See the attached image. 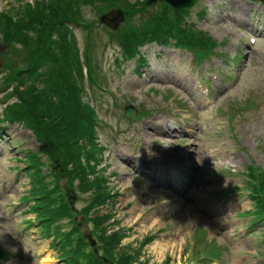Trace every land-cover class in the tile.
<instances>
[{
	"label": "rangeland",
	"instance_id": "1",
	"mask_svg": "<svg viewBox=\"0 0 264 264\" xmlns=\"http://www.w3.org/2000/svg\"><path fill=\"white\" fill-rule=\"evenodd\" d=\"M7 1L12 4L16 0H0V10ZM23 1L36 3V0ZM223 1L228 3L230 13L249 17L250 21L264 29V16L260 23L263 14L258 11L262 8L253 3L256 1ZM219 4L213 2L206 7L207 10H212L205 13V17H197V9L189 20L201 22L198 27L205 29L211 38L226 41L217 49V52L228 55L229 62L234 65V61L239 59V48L246 52L245 44L249 35L241 32L242 28L236 19H229L226 23L221 20L213 21L215 6ZM197 7L198 5L195 6ZM85 14L88 18L98 19L91 9L87 8ZM135 18L138 19L140 16L137 15ZM215 22L217 24H214ZM75 33L82 47L85 34L80 29H76ZM181 50L168 46L164 49L162 56L169 62L175 74H178L181 68L183 74L190 77L191 70L196 65L192 63L193 58L188 55V52ZM250 50L244 57L247 58L244 62L245 70L239 74L236 81L232 82L234 89L224 92L217 104L211 107L202 108L201 104L190 97L176 80L154 77L156 81L150 82L144 79L146 75L133 74L135 64L130 67V62H125L127 66L125 73L120 72L119 75L114 73L116 78L114 77L115 82L110 85V89L115 92L118 108L112 106L111 100L106 106L110 109V114L105 115L104 107L97 105L100 111L99 116L108 125L107 130L99 128L97 132L100 144L105 146L103 153H99L102 159L97 163V169L108 179L110 187L118 194L115 201L102 207L100 212L110 211L113 214V217L105 224L108 234L118 231L119 236L121 235L115 244V257H119L120 253L125 251L134 253L139 250L131 264H181V262L183 264L188 258V253L185 252L190 244L191 229L192 232H197L198 238L200 236L198 232L206 230L202 244L213 240L223 247L227 246L223 248L221 258L229 264H264V240L262 239L264 231L257 228L253 232L255 234L246 232L245 236H241L244 227L251 221L250 217L241 214L253 207L247 191L235 190L231 198L227 199L225 206L216 209L224 197L221 193L223 189L232 188V186L240 187L244 184L246 177L241 174V171L247 170L248 164H258L264 168V35L257 36V44ZM120 52L119 47L110 46L105 51L103 66L110 69L111 66H117L115 64L117 59L123 62ZM151 55L152 61L155 62V55ZM176 56H181V61L178 60L179 58L172 60V57ZM223 59L218 54H212L200 67L205 71L211 63L217 62L223 68V75L227 76L228 72ZM160 60L158 65L160 63L162 65ZM197 64L199 67L200 64L198 62ZM159 72H163V68L159 69ZM224 81L227 82L226 77ZM151 87H154L153 89L158 93H150ZM88 91L91 97L93 92L91 89ZM240 99L241 103L247 99L245 106L250 108L242 110L239 115L233 117L232 107L240 104ZM126 102H131L142 109L143 106L150 108V105L151 107L165 105L167 110L174 112L173 117L191 111L194 112L192 114L195 117L197 113L195 105L200 108L203 115L201 128H197L198 134L196 130L193 132V137L198 136V138L187 139L184 142L185 147L194 152L193 158L184 153H178L183 164L192 165V171L189 174L197 180L195 184H190L183 192L174 193L167 190L162 192L160 189L163 187L154 185L153 181L140 178L120 160L117 161L119 154H127L129 147L135 146L136 142L133 138L136 136L141 137L146 147L148 142L154 143L152 135L147 132L142 121L129 122L122 118L121 105ZM2 107L3 104L0 103V115ZM192 122L195 123V119ZM118 127L129 130L131 128V130L116 134L113 130ZM142 128L144 130H141ZM142 132L144 136L140 135ZM5 138L9 139L6 141ZM5 138L0 139V246L13 254L12 261L8 264H59L60 252L56 247L49 248L52 236L45 237L46 229L39 227L34 220L36 212L27 209L34 203L32 200V202L25 200L26 196L31 195V178L28 172L27 174L24 172L25 162L17 160L23 157V149L38 151V144L33 134L20 125L12 126ZM193 140L197 142V145H192ZM174 142L165 141L162 149H166L168 147L166 144H169L171 150L177 151L176 147L172 146ZM155 150H152V155L159 158L160 153ZM206 155L209 157L207 158ZM170 157L168 156L165 161ZM45 170V172L48 171ZM61 180L63 183H66V180L69 181L65 175H62ZM83 195L86 194L83 193ZM71 201L75 203L77 211L86 205V201L79 199L76 194H71ZM74 216L83 226L86 234L93 237L92 226L85 221V216L81 213L78 215L76 213ZM25 226L29 227L24 228ZM235 234L237 235L234 236ZM147 237L150 240H147ZM238 237L243 241L236 242L235 238ZM244 237H246L245 240ZM198 238H195L197 240L194 243L200 242ZM257 251L261 255H258ZM19 254L23 255L19 257ZM98 254L101 255L99 251Z\"/></svg>",
	"mask_w": 264,
	"mask_h": 264
},
{
	"label": "trees",
	"instance_id": "2",
	"mask_svg": "<svg viewBox=\"0 0 264 264\" xmlns=\"http://www.w3.org/2000/svg\"><path fill=\"white\" fill-rule=\"evenodd\" d=\"M94 7L97 14L123 8L130 18L141 10V6L128 0H36V3L16 0L9 3L5 13L1 12L0 90L5 91L1 112L6 120H22L30 127L43 153L47 154L48 164L43 161L44 154L24 151L33 182L28 197L34 200L33 210L40 226L45 227L47 236L53 235L63 262L131 264L139 250L125 251L115 257V244L121 236L118 231L108 234L105 224L113 214L100 213L118 194L97 169L101 160V147L95 140L98 121L94 107L83 98L82 65L68 32L71 24L83 25L81 20L84 28L94 26L95 19H88L85 14L87 8ZM152 13L155 18L152 14L142 26L112 31L110 39L126 51L131 43L161 36L164 31L172 35L176 15L159 10ZM133 28L144 38L137 32L138 39L130 35L127 30ZM62 175L69 181L63 183ZM261 193L264 200V188ZM71 194L86 201L80 211L71 201ZM259 211L264 213V201L259 203ZM76 213L83 214L92 226V233L99 241V252L109 262L84 237L80 223L76 222ZM65 218L66 222L62 223ZM1 251L0 256H4Z\"/></svg>",
	"mask_w": 264,
	"mask_h": 264
},
{
	"label": "bare ground",
	"instance_id": "3",
	"mask_svg": "<svg viewBox=\"0 0 264 264\" xmlns=\"http://www.w3.org/2000/svg\"><path fill=\"white\" fill-rule=\"evenodd\" d=\"M179 86H181V87L183 88V90H184L186 93H188V95H189L190 97H192V98L195 97V96H194L195 93H194V91H193L192 89H189V88H187V87H185V86H182V85H180V84H179ZM206 157L208 158L209 155H206ZM141 164H144V166H149V167H150L149 163H147V162L140 161L139 166H141ZM176 175H178V174H176Z\"/></svg>",
	"mask_w": 264,
	"mask_h": 264
},
{
	"label": "water",
	"instance_id": "4",
	"mask_svg": "<svg viewBox=\"0 0 264 264\" xmlns=\"http://www.w3.org/2000/svg\"><path fill=\"white\" fill-rule=\"evenodd\" d=\"M172 3H175L177 6H181V5H184V4H188L190 2H192L193 0H182V1H179L178 0H168ZM128 114L131 116L132 113L129 111ZM93 242V240H91Z\"/></svg>",
	"mask_w": 264,
	"mask_h": 264
}]
</instances>
